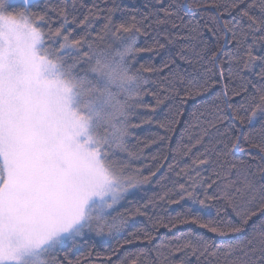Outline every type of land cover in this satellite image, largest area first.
Here are the masks:
<instances>
[{"label": "snow or ice", "instance_id": "6c2138e0", "mask_svg": "<svg viewBox=\"0 0 264 264\" xmlns=\"http://www.w3.org/2000/svg\"><path fill=\"white\" fill-rule=\"evenodd\" d=\"M125 232L99 264H264V0H0V264Z\"/></svg>", "mask_w": 264, "mask_h": 264}, {"label": "trees", "instance_id": "16d2710c", "mask_svg": "<svg viewBox=\"0 0 264 264\" xmlns=\"http://www.w3.org/2000/svg\"><path fill=\"white\" fill-rule=\"evenodd\" d=\"M124 4H128V5H133L135 4V6L137 7H142L144 0H123ZM117 19L120 18L119 14H117L116 16ZM141 46H143V43H141ZM150 58V54H142V59L141 62H144L145 60H148ZM154 101L152 100L151 97H146L144 99V103H153ZM163 116V109L159 110L157 113V118H162ZM134 123H139V120L134 121ZM182 126V125H181ZM179 127L178 126V130L177 132L174 134V139L172 141V143H175V138L179 136ZM157 131L155 125H144L142 126L140 129L137 130L136 135L141 139H145L147 136H149V134L151 132H155ZM157 147L156 146H152L149 149H146L145 152L143 153L145 159H143L141 161V163L145 164V165H149L152 163L151 161V157L153 154H155L157 152ZM147 174V173H145ZM161 175H163V172L161 173ZM156 179H159V176H157ZM159 186L156 185L155 180L152 181L151 184L149 185H145L144 188L139 191L135 197L136 200H139L141 203H143L144 200H147L149 197H151L153 195L154 192H158ZM141 197H143V199H141ZM130 200H132V197H129ZM135 202H133V204H129L127 201L122 202V205L117 209V211H121L125 208H134ZM169 211L171 212V214H175L176 212L180 211V208L173 205L169 208ZM132 227H140L141 224L143 223V218L142 217H136L135 219H133L131 222ZM132 227L128 228V231L132 230ZM162 234H167V235H171L173 233H167L166 230L161 229L160 230ZM127 235V233H123V234H117L114 237H108L105 238L104 240H100V238H97L95 240L90 239V238H85L84 241L78 242L76 244V246L73 248V251L71 253V257L73 259L80 257V256H84L85 257V264L88 260L86 254L88 253V251L90 249H94L93 254H92V260L95 262V264H99V258L96 256V253H105L106 249H109L113 246H115V244L117 243V241L124 239V237ZM129 250H131V246L129 247Z\"/></svg>", "mask_w": 264, "mask_h": 264}, {"label": "rangeland", "instance_id": "374dc122", "mask_svg": "<svg viewBox=\"0 0 264 264\" xmlns=\"http://www.w3.org/2000/svg\"><path fill=\"white\" fill-rule=\"evenodd\" d=\"M16 2H18V0H16Z\"/></svg>", "mask_w": 264, "mask_h": 264}]
</instances>
